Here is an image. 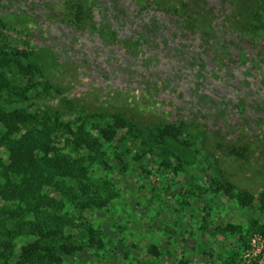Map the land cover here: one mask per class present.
I'll list each match as a JSON object with an SVG mask.
<instances>
[{
  "label": "rangeland",
  "instance_id": "374dc122",
  "mask_svg": "<svg viewBox=\"0 0 264 264\" xmlns=\"http://www.w3.org/2000/svg\"><path fill=\"white\" fill-rule=\"evenodd\" d=\"M183 4L190 19L162 10ZM0 23V59L19 49L35 66L29 80L0 63V108L36 115L10 136L41 151L0 174V188L29 192L3 214L6 256L39 239L80 247L55 264H255L264 0H0ZM116 114L141 128L128 147L95 129Z\"/></svg>",
  "mask_w": 264,
  "mask_h": 264
},
{
  "label": "trees",
  "instance_id": "16d2710c",
  "mask_svg": "<svg viewBox=\"0 0 264 264\" xmlns=\"http://www.w3.org/2000/svg\"><path fill=\"white\" fill-rule=\"evenodd\" d=\"M162 10L166 13H171L174 15H186L187 19L191 18L188 4H183L182 7H165ZM83 14L84 12L81 9H78L75 15L77 18L81 19V17H83ZM1 45L2 44H0V57L2 55ZM25 54L26 53L23 50L16 49L13 52L14 59H0V63H14L20 73H22L29 80H32L30 76L33 74L35 66H33L28 61L29 59H22ZM10 86L11 83L6 77V70L0 68V92L4 89L10 88ZM35 118V114L24 109L7 112L0 108V150L5 145H7L8 148V153L6 154V163L0 156V174L4 172L6 173L9 170L17 171L21 169H27L32 163L36 162L37 156L41 151L39 149H36V147L31 144H20L19 140H14L10 136L11 134H17L21 130H24V134L29 133V131L31 130V126L35 123ZM99 126L100 127H95V129L102 135V137L105 138L107 142H111L115 145H120L123 147H128L129 135L137 139L142 134L141 128L135 122L128 121L119 114L110 117L107 124ZM175 131H180V125L176 127ZM167 134V130H163L161 135H157V140L160 138V136L165 137ZM240 147V152L246 151L248 148V143L246 141H243ZM259 156H261L260 153ZM12 185L7 184V182L1 184L0 229L4 226L3 214L7 206L9 204L12 205L13 201H16L14 203L18 205L15 206L14 209L17 210L19 204L21 203V197L28 196L29 193L25 190L23 195H21V193L16 189V186L11 187ZM240 200L244 205H250L254 200V197L248 192L244 191L240 194ZM260 200L264 202V194L261 196ZM51 204L52 206H56V201L53 200ZM229 227L232 229L238 228V226L233 224H230ZM253 228L257 232L264 234V222L261 223L257 220L253 221L252 229ZM40 232L45 237L51 235L55 236L58 234L56 230H52L47 227H41ZM89 233L92 237L93 229H90ZM9 246V242L2 243L0 239V264H45L47 262L55 264L60 260L58 255L60 252H63L65 255L70 256L75 251L80 250L79 246H75L72 243L66 241L62 242L59 247H53L50 244H44L41 240L38 239L23 244L20 247V252L15 257V260L12 261L11 255L6 256L4 254V250L8 249Z\"/></svg>",
  "mask_w": 264,
  "mask_h": 264
},
{
  "label": "built area",
  "instance_id": "2783aa9c",
  "mask_svg": "<svg viewBox=\"0 0 264 264\" xmlns=\"http://www.w3.org/2000/svg\"><path fill=\"white\" fill-rule=\"evenodd\" d=\"M248 250L253 253L255 264H264V234L256 232Z\"/></svg>",
  "mask_w": 264,
  "mask_h": 264
}]
</instances>
